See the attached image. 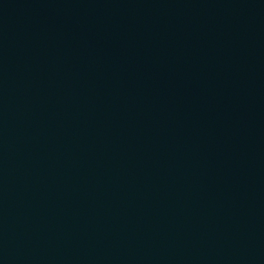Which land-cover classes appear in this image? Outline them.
Returning a JSON list of instances; mask_svg holds the SVG:
<instances>
[{"label":"water","instance_id":"water-1","mask_svg":"<svg viewBox=\"0 0 264 264\" xmlns=\"http://www.w3.org/2000/svg\"><path fill=\"white\" fill-rule=\"evenodd\" d=\"M0 264H264V0H0Z\"/></svg>","mask_w":264,"mask_h":264}]
</instances>
